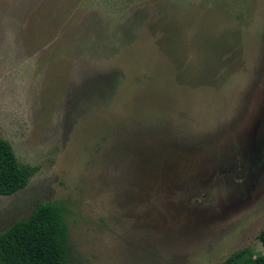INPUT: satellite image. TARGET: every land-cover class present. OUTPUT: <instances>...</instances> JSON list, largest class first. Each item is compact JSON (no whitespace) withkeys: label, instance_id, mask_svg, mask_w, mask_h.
Wrapping results in <instances>:
<instances>
[{"label":"rangeland","instance_id":"374dc122","mask_svg":"<svg viewBox=\"0 0 264 264\" xmlns=\"http://www.w3.org/2000/svg\"><path fill=\"white\" fill-rule=\"evenodd\" d=\"M0 137L66 208L72 264H221L264 227V0H0Z\"/></svg>","mask_w":264,"mask_h":264},{"label":"trees","instance_id":"16d2710c","mask_svg":"<svg viewBox=\"0 0 264 264\" xmlns=\"http://www.w3.org/2000/svg\"><path fill=\"white\" fill-rule=\"evenodd\" d=\"M39 167L22 164L12 144L0 137V196L26 188ZM62 202L39 204L31 215L0 232V264H72L75 253ZM263 252L251 248L231 253L221 264H264V227L258 235Z\"/></svg>","mask_w":264,"mask_h":264}]
</instances>
